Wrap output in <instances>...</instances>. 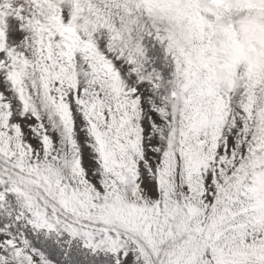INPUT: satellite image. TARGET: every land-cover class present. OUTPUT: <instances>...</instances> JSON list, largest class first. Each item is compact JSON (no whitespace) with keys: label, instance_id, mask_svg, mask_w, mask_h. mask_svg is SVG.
Returning a JSON list of instances; mask_svg holds the SVG:
<instances>
[{"label":"snow or ice","instance_id":"obj_1","mask_svg":"<svg viewBox=\"0 0 264 264\" xmlns=\"http://www.w3.org/2000/svg\"><path fill=\"white\" fill-rule=\"evenodd\" d=\"M0 264H264V0H0Z\"/></svg>","mask_w":264,"mask_h":264}]
</instances>
